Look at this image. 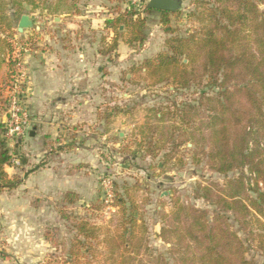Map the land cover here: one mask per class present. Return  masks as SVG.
<instances>
[{
	"label": "rangeland",
	"instance_id": "1",
	"mask_svg": "<svg viewBox=\"0 0 264 264\" xmlns=\"http://www.w3.org/2000/svg\"><path fill=\"white\" fill-rule=\"evenodd\" d=\"M148 1L34 0L32 5H23L24 15L34 21V28L22 34L13 30L18 29V15L1 19L0 42L4 41L7 46L3 44L0 52L9 53L10 59L5 76L2 80L0 78V90L15 84L12 76L17 78L16 84L22 89L19 98L27 117V126L24 136L7 138L9 105L2 95L0 133L12 157L6 171L10 178L18 177L22 183L16 189L0 193V264H67L68 251L76 233L72 224L61 218V212L77 215L101 229L99 240L88 242L89 248L81 249V259L77 264H110L107 257L111 250L105 240L122 231L119 226L122 213L117 203V199L122 197L126 202L135 203L138 218L146 227V230L136 229V236L147 240L154 255L164 254L173 264L168 255V245L159 237L163 215L172 210V201L179 199L182 203L207 210L212 219L216 208L198 198L196 189L210 183L224 186L228 179L242 174L241 171L228 176L214 173L200 153L197 158L201 162L193 164L195 153L190 143L177 149L169 147L171 150L160 151L156 158L144 157L145 150L134 156L138 149L136 138L141 137L142 127L147 122H153L150 109L163 106L173 110L175 105L194 102L202 91H207L205 83L173 92L170 84L151 86L152 81L145 79L141 72L132 77L135 74L133 68L140 66L145 59L166 51L167 39L172 36L188 37L201 27L192 16L197 12V2L201 0L182 2L177 15L170 13L169 27L160 24V13H145ZM73 5L75 9L71 8ZM64 13L69 16L63 17ZM121 13H137L135 19L141 17L147 20L146 41L142 46L129 47L126 42L131 33L123 25L117 31L121 36L118 56L103 57L98 53L101 56L97 60L98 122L90 129V141H83L88 137L89 129L79 125L71 126L62 133L54 131L46 138L39 137V128L33 127L28 103L33 71L31 61L38 63L41 52L49 48L56 50L59 41L68 42L71 46L74 39L89 40L96 45L98 52L107 48L114 33L105 29V22ZM60 18L65 19L63 24H76L75 29L82 31L81 39L73 35V30L64 28ZM15 53L20 56V69L16 67L19 61L14 58ZM106 77L108 79L104 80ZM104 90H112V96H104ZM116 108L123 113L115 115ZM34 128L35 136L32 137ZM179 134L182 132L175 137ZM153 138L154 145L163 136L156 132ZM150 141V138L146 140L145 148L149 147ZM168 151H171V161L164 165V155ZM12 160L18 163H11ZM244 173L250 178L246 170ZM109 182L110 191L105 187V183ZM43 186L45 188L40 190ZM78 188L82 191L81 199L63 208V194ZM110 192L112 198L108 196ZM230 221L247 244L248 259L264 264L261 248L264 238L255 236L264 232L253 227L251 233L254 237H251L241 231L233 218ZM150 254L144 253L129 264H154V255Z\"/></svg>",
	"mask_w": 264,
	"mask_h": 264
},
{
	"label": "trees",
	"instance_id": "2",
	"mask_svg": "<svg viewBox=\"0 0 264 264\" xmlns=\"http://www.w3.org/2000/svg\"><path fill=\"white\" fill-rule=\"evenodd\" d=\"M33 3L34 0H13L15 16L21 18L23 5ZM71 8L75 9L74 5ZM9 10L6 1L0 0V22L4 16L9 17ZM152 12L157 11L145 10L147 14ZM158 13L160 24L169 27L171 14ZM136 16L137 13H121L105 22V29L111 30L114 38L98 52L101 56H118L121 36L117 31L123 25L131 33L126 42L129 47L144 45L147 20L135 19ZM192 16L200 22V29L185 38L167 39L166 51L133 68L132 77L141 72L152 81L151 86L170 84L173 92L205 83L207 91H202L194 102L173 105V110L163 106L150 109L153 122L142 127L134 156L145 150L144 157L156 158L160 151L171 150L169 147L177 149L190 143L195 153L193 164L201 162L197 158L200 153L214 173L228 176L241 171L240 176L228 179L224 186L210 183L196 189L198 198L216 208L212 219L207 210L173 200L172 210L163 215L159 237L168 245L173 264H256L248 259L247 244L230 220L233 218L241 231L251 237L253 227L264 232V0H201ZM5 88L0 90V100ZM114 111L115 115L123 113L119 108ZM156 132L163 139L153 145ZM178 132L182 134L175 137ZM149 138V147L145 148ZM168 152L164 165L171 161V151ZM11 159L0 133V193L22 183L18 177L10 178L6 171ZM119 199L122 231L105 240L111 250L107 262L129 264L144 253L153 256L147 240L135 234L138 228L146 230L135 203ZM79 200L77 193L67 191L61 206L74 205ZM61 218L71 223L76 233L66 263L77 264L81 249H88V242L98 241L101 229L74 214L61 212ZM255 236L264 238V234ZM261 244L264 254V242ZM153 257L154 264H170L164 254Z\"/></svg>",
	"mask_w": 264,
	"mask_h": 264
},
{
	"label": "crops",
	"instance_id": "3",
	"mask_svg": "<svg viewBox=\"0 0 264 264\" xmlns=\"http://www.w3.org/2000/svg\"><path fill=\"white\" fill-rule=\"evenodd\" d=\"M5 1L10 9L9 16H14L13 0ZM67 16L69 15L63 14V17ZM59 20L62 24L65 21L61 18ZM76 26L63 24L64 28L73 30V35L81 39L82 31H77ZM3 44L0 42V49ZM2 52H0L1 80L8 70L7 64L10 59L9 53L6 55ZM99 57L101 56L94 43L74 39L71 46L68 42L59 41L56 50L49 48L41 52L38 63L31 61L33 71L29 82L28 103L32 111L33 127L39 128V137L46 138L49 134H54V131L62 133L71 126L79 125L80 128L89 129L88 137L83 141H90V129L98 122ZM106 79L108 78L104 80ZM108 95L112 96V90H104V96ZM33 133L35 136V128ZM43 188L45 187H41L40 190ZM72 192L77 193L81 199L82 191L79 188Z\"/></svg>",
	"mask_w": 264,
	"mask_h": 264
},
{
	"label": "built area",
	"instance_id": "4",
	"mask_svg": "<svg viewBox=\"0 0 264 264\" xmlns=\"http://www.w3.org/2000/svg\"><path fill=\"white\" fill-rule=\"evenodd\" d=\"M14 58H17L19 61L20 56L15 53ZM16 67L17 69L22 68L20 61L17 63ZM11 78L15 80V84H12V87H7L3 92V98L7 100L9 105L10 121L7 125L8 132L6 135L8 139H12L13 137L24 136L25 128L27 126V117L22 110L21 99L19 98L22 94V89L16 84L17 78H14V76H12ZM13 162L18 163V161L12 160L11 163ZM105 187L106 190L110 191V182L105 183ZM108 196L109 198H112L111 192Z\"/></svg>",
	"mask_w": 264,
	"mask_h": 264
},
{
	"label": "water",
	"instance_id": "5",
	"mask_svg": "<svg viewBox=\"0 0 264 264\" xmlns=\"http://www.w3.org/2000/svg\"><path fill=\"white\" fill-rule=\"evenodd\" d=\"M186 0H149L146 9L157 11V12H167V13H176L180 10L182 2ZM34 28V21L27 15H23L20 18L18 24V33L22 34L25 30H30ZM34 133H31V136Z\"/></svg>",
	"mask_w": 264,
	"mask_h": 264
}]
</instances>
